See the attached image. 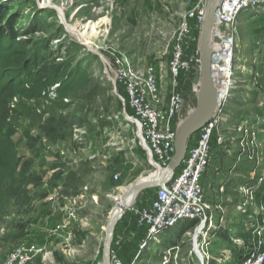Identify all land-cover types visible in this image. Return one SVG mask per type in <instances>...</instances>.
I'll use <instances>...</instances> for the list:
<instances>
[{
    "label": "rangeland",
    "instance_id": "1",
    "mask_svg": "<svg viewBox=\"0 0 264 264\" xmlns=\"http://www.w3.org/2000/svg\"><path fill=\"white\" fill-rule=\"evenodd\" d=\"M200 1L0 0V6L17 14L21 35L25 26L33 27L34 34L22 38L41 45L49 41L53 50L67 51L68 56L62 55L78 65L70 96L51 94L50 101L32 102L0 98L5 115L0 126L15 130L11 148L0 160V264L23 244L50 245V264L103 263L109 213L128 186L121 172L134 168L127 148L132 121L115 82V61L123 54L132 56L136 69L162 66L157 81L167 102L172 80L166 69L174 35ZM238 60L236 86L220 125L223 149L230 156L226 168L232 172L221 185L223 192L216 185L205 187L212 227L195 233L194 226L179 224L159 234L133 258L135 264H231L238 261L234 255L252 248L259 233L264 240V65H253L247 57ZM195 107L196 100L190 110ZM47 119L64 139L51 142L38 130ZM241 123L257 136L254 152L242 149ZM247 186L253 190L243 206L240 192Z\"/></svg>",
    "mask_w": 264,
    "mask_h": 264
},
{
    "label": "built area",
    "instance_id": "2",
    "mask_svg": "<svg viewBox=\"0 0 264 264\" xmlns=\"http://www.w3.org/2000/svg\"><path fill=\"white\" fill-rule=\"evenodd\" d=\"M206 0H201L192 7L180 22L174 35L171 58L167 65L172 80V90L167 105L162 106V97L157 78L163 72L162 66H146L136 69L132 56L119 54L115 61V82L123 87L129 108L133 112L131 138L128 148L137 140L145 142L155 160L162 166L167 164L173 153L175 139L174 118L183 104L177 78L183 73H191L199 66L198 37H193L190 21H194L200 30L205 13ZM264 7V0H221L215 12L212 36L219 38V43H211V76L217 91V104L210 121L198 132L194 144L187 150L178 172L165 185L157 188L154 199L148 206H135L130 213L134 215L136 226L144 229V237L137 245L136 258L151 244L159 234L179 224L196 221L195 233L209 231L212 227L211 206L205 200L202 179L210 164L211 140L219 148L225 147V140L220 133V125L225 117V109L236 86L235 74L240 65L236 57L237 19L241 12ZM193 45H196L193 49ZM237 61V62H236ZM241 64V67L244 66ZM53 90V88L51 89ZM237 132L243 135L242 149L246 153L259 148L256 134L248 125L241 123ZM244 138L249 139L245 141ZM119 176L115 175L114 180ZM262 178L258 179V183ZM224 187H219L223 192ZM252 187H244L240 192V202L246 206ZM59 227L52 232L56 233ZM263 230V229H262ZM50 245L35 246L23 244L13 249L3 264H50L53 261ZM110 264H121L111 251ZM135 261L132 262L134 264ZM241 264H264V240L260 233L255 237L252 248L246 253Z\"/></svg>",
    "mask_w": 264,
    "mask_h": 264
},
{
    "label": "trees",
    "instance_id": "3",
    "mask_svg": "<svg viewBox=\"0 0 264 264\" xmlns=\"http://www.w3.org/2000/svg\"><path fill=\"white\" fill-rule=\"evenodd\" d=\"M21 24L18 23L17 14L14 10L3 5L0 6V98L4 95L10 96V99H18L26 102L38 101L41 99L50 101V95L53 94L57 98H63L69 95L70 84L74 80L76 74V67L73 59H66L67 51L61 52L58 48L53 50V45L49 41H44L43 45L37 42L31 37L22 38L23 36H31L34 34L32 26L24 27V35L20 34ZM191 32L195 33L198 37L199 30L196 28L194 21H190ZM193 35V34H192ZM196 45H193L192 51ZM64 54V56L62 55ZM135 63V60H134ZM194 69L191 71V82L194 74ZM181 76V75H180ZM118 85V84H117ZM126 99V111L130 117L133 116L132 110L128 106L126 93L120 85H118ZM53 88V90H51ZM2 109V108H0ZM5 115L0 111V119H4ZM0 120V121H1ZM51 119H47L45 124L41 125L38 130L47 138L54 142L56 140L64 139V135H59L52 128ZM15 130L10 131L5 125L0 126V160L2 154H7L8 148H11L10 137L14 134ZM198 133L195 134L188 143L187 150L194 144ZM221 150L215 144V138L211 140V152L212 157L209 166L213 163L216 155V150ZM173 155V153H172ZM3 156V155H2ZM167 164L163 165L165 167ZM208 166V167H209ZM180 168V167H179ZM178 168V169H179ZM177 169V170H178ZM208 169V168H207ZM2 165L0 162V172ZM207 171V170H206ZM206 175V172H205ZM204 175V176H205ZM203 176V177H204ZM263 182V180H262ZM155 195V194H154ZM155 197V196H154ZM154 199V198H153ZM152 199V200H153ZM138 205V202H137ZM136 205V206H137ZM126 212L123 216L125 217ZM196 221H189L180 224L186 227L196 226ZM116 229L113 234L111 251H114ZM251 249V245H249ZM117 250V248H116ZM137 246H132L131 251L134 255L128 251L127 255H117L121 264H132L133 256L137 253ZM249 250L244 253H239L233 257H237L238 261H232L231 264H241L244 256ZM118 252V251H117ZM136 263V262H135ZM134 263V264H135Z\"/></svg>",
    "mask_w": 264,
    "mask_h": 264
},
{
    "label": "crops",
    "instance_id": "4",
    "mask_svg": "<svg viewBox=\"0 0 264 264\" xmlns=\"http://www.w3.org/2000/svg\"><path fill=\"white\" fill-rule=\"evenodd\" d=\"M192 34L193 37H196L195 33ZM235 43H236L235 52L237 59H242L243 57H247L248 58L247 61L251 62L253 65H256L257 62L260 65H264V7L258 9L246 10L240 13L237 19V35H236ZM246 53H248V56H246ZM189 74L190 73H183L181 75V79L179 80L178 87L181 96L183 98V104L174 118L175 127H177L176 121L186 116L187 114H190V112L192 111L190 110V106L193 103V101L195 102L196 100L197 88L195 85L192 84V80L191 82L188 81L190 79ZM263 74L264 72L262 73V75ZM166 105L167 102L162 99L161 108H164ZM125 149L126 148H124V150ZM128 151H129V155L131 156L130 158L134 160L133 162L134 168H132L133 171L132 170L127 171L128 173L125 170H122L121 172V173L123 172L126 173V183H125L126 185L131 184L138 177L146 175L150 171L156 170V168L157 170L164 168L161 164H159L155 160V158L153 157L152 153L150 152L145 142L137 140L135 143L131 144L130 148H128ZM228 153H226L224 149L221 150L217 149L215 151L216 157L213 163L208 167L204 179H202L204 195H205V187L207 188L212 184V186L216 185L218 189V187H220L223 184V182H226V180L228 179L229 173L232 172L231 169L227 170L226 168L227 166L226 162L228 161L227 159L230 158ZM139 170L141 171L137 173ZM130 172L133 173L129 174ZM177 172L178 170L175 171V174ZM230 180L227 181L225 188L229 187L228 184ZM156 190L157 188H154L149 191H145L139 197L137 206L138 207L148 206L152 201V199L154 198L155 196L154 194ZM228 191L229 188L227 189V193H229ZM116 234H117L116 235L117 241L115 242L114 247L116 246L117 250H119V253L123 255L125 253L124 252L125 249L127 248V247L125 248V244L131 245L132 247L134 245L137 246L138 243L142 241L144 237V229L138 228L135 223L134 215L129 211H126L125 217L124 218L122 217V219L118 221L116 225ZM123 246L125 249L123 248ZM131 247L130 249L127 248V250L130 251L131 255H134V252L131 251Z\"/></svg>",
    "mask_w": 264,
    "mask_h": 264
},
{
    "label": "water",
    "instance_id": "5",
    "mask_svg": "<svg viewBox=\"0 0 264 264\" xmlns=\"http://www.w3.org/2000/svg\"><path fill=\"white\" fill-rule=\"evenodd\" d=\"M221 0H206L203 21L200 24L198 58L199 66L194 72L192 84L197 88L196 107L180 122L175 130L173 156L160 170H153L135 179L125 187L116 199L109 213L105 239L103 243V263L110 264L111 243L115 227L126 211L137 205L139 197L145 192L165 185L183 162L188 143L211 119L217 104V91L211 76V43H219L212 36L215 12Z\"/></svg>",
    "mask_w": 264,
    "mask_h": 264
}]
</instances>
